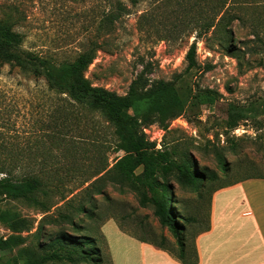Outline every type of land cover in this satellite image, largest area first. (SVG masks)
<instances>
[{
  "label": "rangeland",
  "instance_id": "374dc122",
  "mask_svg": "<svg viewBox=\"0 0 264 264\" xmlns=\"http://www.w3.org/2000/svg\"><path fill=\"white\" fill-rule=\"evenodd\" d=\"M211 1L0 0V20L21 35L22 52L58 65L93 49V59L83 73L91 86L123 97L140 77L138 94L162 81L186 97L178 116L164 124L153 118L139 121L138 131L155 149L187 147L195 159L192 168L204 178L203 190H183L169 179L174 190L168 204L177 215L176 223L185 224L188 251L195 235L207 226L210 190L249 177L264 180V45L255 44L256 52L243 55L239 64L237 50L253 46L250 28L235 31L233 41L224 37L216 24L219 6L209 8ZM255 11L249 7L242 13L252 23ZM208 19L216 25L205 31L202 24ZM191 45L196 67L186 70L185 55ZM206 92L213 103L200 102ZM228 105L254 106L249 117L229 128ZM123 154L99 110L76 107L64 95L49 91L41 77L15 64L0 66V167L14 179L38 175L61 182L59 194H51L53 206L48 211L23 201L0 200V210L26 222L25 228L15 230L11 223L0 221V239H12L2 254L14 264H36L42 252L39 243L65 231L95 238L101 250V260L95 264H113L109 225L156 245H161L163 236V247L175 252L176 236L160 226L149 203L140 202L139 190L119 184L106 173ZM215 154L226 172L220 170ZM61 195L73 204L88 205L95 216L79 215L76 220L82 219V227L76 232L49 222L48 217L65 201ZM154 196L159 197V190ZM179 215L194 221L189 224ZM116 251L117 264L122 259L125 264H140L136 249L122 245Z\"/></svg>",
  "mask_w": 264,
  "mask_h": 264
},
{
  "label": "trees",
  "instance_id": "16d2710c",
  "mask_svg": "<svg viewBox=\"0 0 264 264\" xmlns=\"http://www.w3.org/2000/svg\"><path fill=\"white\" fill-rule=\"evenodd\" d=\"M211 2L212 7L209 8L214 9L217 5L219 6L217 13L220 14V17L216 24L223 31L224 37L232 38L233 41L235 31L237 33L238 30L246 26L250 28L253 46L250 50L244 49V47L237 50L236 59L240 64L243 55L256 52L255 44L264 45V15L261 13L264 11V0H212ZM249 7L257 10L252 23L242 13L244 8ZM216 24H214V19H208L202 26L207 31ZM20 44L21 35L13 31L12 26L6 20H0V66L15 64L24 70H28L33 77H41L49 91L64 95L76 107L85 109V111H100L113 128L115 147L124 153L114 161L106 173L113 176L119 184H126L130 188L139 190L140 202L143 205L149 203L154 208L153 215L160 226L165 227L176 236V251L173 252L163 247L165 244L163 236L160 237L161 245L149 243L144 239H136L167 252L181 264H196L197 255L194 245L191 247V251H188L184 239L185 224L179 226L176 223L177 215H174L168 204V197H173L174 190L169 179L173 178L183 190L192 188L203 190L205 188L204 178L192 168L191 164L195 163V159L187 147H179L175 144L168 148L155 149L154 144L146 141L138 131L139 121L146 122L153 118L159 124H164L168 119L178 116L186 105V97L179 94L172 84L162 81L138 94L140 77L132 82L128 94L119 97L100 87L91 86L84 79L83 73L93 59V49L83 51L72 62L56 65L35 54L22 52ZM185 60L186 70L196 67L194 45L189 47ZM199 100L200 102L206 100L208 104L214 102L209 92L201 94ZM253 106L228 105L226 118L228 127L233 128L240 120L249 117L253 111ZM64 111L66 112L67 108H64ZM63 118L65 119L66 116ZM215 155L221 164L220 170L226 172L224 164L220 162L219 154ZM137 169H140L139 173H136ZM0 174H3L0 177V200L23 201L48 211L53 206L50 202L51 194L56 195L60 192L61 182L52 176L47 177L46 180L38 175L14 179L10 173L1 167ZM252 178L260 179V177L246 179ZM235 183L219 186L210 190V193ZM157 190H159V197L155 198L154 193ZM60 199L64 201L65 197L61 195ZM174 203L177 204V201L174 200ZM79 215L89 218L95 216L88 205L73 204L72 200L69 199L58 207L54 216L48 217V221L68 225L76 232L82 227V219L80 223L76 220ZM178 217L182 221H189V224L194 221V218L185 220L181 215ZM0 221L11 223L15 230L26 227V222L15 221V216L3 210H0ZM207 229L208 225L201 231ZM36 236L38 237V235ZM45 236L48 237V234ZM11 242L12 239H0V264H14L2 254ZM96 242L95 238L86 234L71 236L65 231H59L52 239L39 243L42 252L37 256L36 264L98 263L101 260V250Z\"/></svg>",
  "mask_w": 264,
  "mask_h": 264
},
{
  "label": "crops",
  "instance_id": "0c3cea01",
  "mask_svg": "<svg viewBox=\"0 0 264 264\" xmlns=\"http://www.w3.org/2000/svg\"><path fill=\"white\" fill-rule=\"evenodd\" d=\"M207 225L193 238L196 264H264V180L245 179L213 192ZM109 228L113 264L116 247L122 245L136 249L140 264H181L167 252Z\"/></svg>",
  "mask_w": 264,
  "mask_h": 264
},
{
  "label": "built area",
  "instance_id": "2783aa9c",
  "mask_svg": "<svg viewBox=\"0 0 264 264\" xmlns=\"http://www.w3.org/2000/svg\"><path fill=\"white\" fill-rule=\"evenodd\" d=\"M157 148H160L159 145H157Z\"/></svg>",
  "mask_w": 264,
  "mask_h": 264
}]
</instances>
